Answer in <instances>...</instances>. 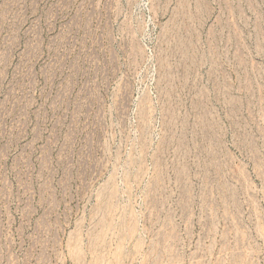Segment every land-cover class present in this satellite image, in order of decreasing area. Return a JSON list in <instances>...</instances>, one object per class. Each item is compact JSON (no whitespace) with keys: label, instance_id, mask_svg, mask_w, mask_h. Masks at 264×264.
Wrapping results in <instances>:
<instances>
[{"label":"rangeland","instance_id":"1","mask_svg":"<svg viewBox=\"0 0 264 264\" xmlns=\"http://www.w3.org/2000/svg\"><path fill=\"white\" fill-rule=\"evenodd\" d=\"M0 264H264V0H0Z\"/></svg>","mask_w":264,"mask_h":264}]
</instances>
